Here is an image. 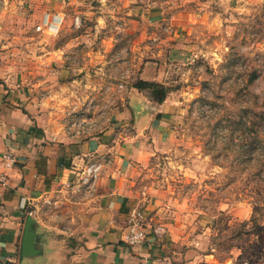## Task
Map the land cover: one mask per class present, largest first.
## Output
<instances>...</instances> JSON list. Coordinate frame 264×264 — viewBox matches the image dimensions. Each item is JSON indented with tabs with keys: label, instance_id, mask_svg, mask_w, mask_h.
Returning a JSON list of instances; mask_svg holds the SVG:
<instances>
[{
	"label": "rangeland",
	"instance_id": "rangeland-1",
	"mask_svg": "<svg viewBox=\"0 0 264 264\" xmlns=\"http://www.w3.org/2000/svg\"><path fill=\"white\" fill-rule=\"evenodd\" d=\"M10 1L0 65L43 127L81 141L139 80L165 88L166 135L133 175L173 264H264V0Z\"/></svg>",
	"mask_w": 264,
	"mask_h": 264
},
{
	"label": "crops",
	"instance_id": "crops-1",
	"mask_svg": "<svg viewBox=\"0 0 264 264\" xmlns=\"http://www.w3.org/2000/svg\"><path fill=\"white\" fill-rule=\"evenodd\" d=\"M9 4L0 0V37ZM13 73L0 65V160L10 157L2 166L6 184L0 186V261L173 264L174 256L165 253L176 241L173 226L146 229L142 244L124 240L129 210L143 203L135 167L149 157V141L165 137L169 99L157 103L132 88L114 123L78 141L43 127ZM99 157L105 161L103 174L93 196L84 199L72 186L79 170ZM26 232L33 235L30 249L23 248ZM23 249L31 255L25 257Z\"/></svg>",
	"mask_w": 264,
	"mask_h": 264
},
{
	"label": "built area",
	"instance_id": "built-area-1",
	"mask_svg": "<svg viewBox=\"0 0 264 264\" xmlns=\"http://www.w3.org/2000/svg\"><path fill=\"white\" fill-rule=\"evenodd\" d=\"M40 30V27H39ZM10 157L4 155L0 160V186L6 184L7 178L2 171L3 163ZM105 167L103 158H95L87 162L78 174V179L73 184L74 193L84 199L93 196L96 191L97 182L101 178ZM47 204H52L46 202ZM145 216L139 206H134L128 213L125 221L126 234L124 240L131 246L142 244L146 239ZM0 264H16L15 262H1Z\"/></svg>",
	"mask_w": 264,
	"mask_h": 264
},
{
	"label": "trees",
	"instance_id": "trees-1",
	"mask_svg": "<svg viewBox=\"0 0 264 264\" xmlns=\"http://www.w3.org/2000/svg\"><path fill=\"white\" fill-rule=\"evenodd\" d=\"M134 88L139 91L150 90L151 98L157 103H162L165 100L166 97L165 88L154 82H146L139 80V82L134 86Z\"/></svg>",
	"mask_w": 264,
	"mask_h": 264
},
{
	"label": "water",
	"instance_id": "water-1",
	"mask_svg": "<svg viewBox=\"0 0 264 264\" xmlns=\"http://www.w3.org/2000/svg\"><path fill=\"white\" fill-rule=\"evenodd\" d=\"M33 235L26 232L25 234V237H24V242H23V248L24 249H30V247L32 246V241H33ZM23 249V255L26 257V256H29L31 254H27L26 250ZM30 253V252H28Z\"/></svg>",
	"mask_w": 264,
	"mask_h": 264
}]
</instances>
